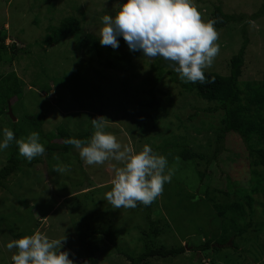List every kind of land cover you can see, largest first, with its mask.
<instances>
[{
  "label": "rangeland",
  "instance_id": "374dc122",
  "mask_svg": "<svg viewBox=\"0 0 264 264\" xmlns=\"http://www.w3.org/2000/svg\"><path fill=\"white\" fill-rule=\"evenodd\" d=\"M218 1L195 0L204 22L212 12V4L220 2L224 14L250 17L262 2ZM122 2L0 0V26L6 24L5 46L13 44L11 38H15V46L21 50L10 65L5 63L8 54L3 56L4 64H0V74L14 73L23 86V97L11 111L15 122L26 114H45L43 134L54 133L63 125L74 135L84 129L92 117L104 116L108 119L105 131L114 133L122 145L136 151L150 142L159 145L170 136L180 142L184 140L196 153L211 154L212 133L208 130L214 125L217 114L206 112L207 104L183 94L168 75H164L162 82L154 88V91L161 92L155 93L157 118L145 121V128L136 123L138 116L152 112L145 110L143 105L149 99L146 78L153 75L146 62L150 63L153 58L143 56L141 60L133 61L130 71L117 72L105 65V55L98 56L94 52L87 55L84 49L74 46V41L42 49L43 39L48 34L46 28L57 27L66 17L75 18L85 33L99 39L102 16L105 13L115 15ZM239 28L237 24H229L218 32L216 43L220 51L205 72L227 74V62L241 45ZM245 33L249 42L241 80H260L264 68V16L248 21ZM6 125V119H0V129ZM25 130L30 131L27 126ZM73 151L67 171L51 173L49 166L54 170L57 168L55 164L39 156V164L12 178L8 183L12 187L10 192L0 191V264H12L11 256L16 250L9 251L5 246L7 242L18 239L15 235L23 237L36 230L49 238L65 237L61 251L68 250L74 264H83L81 262L87 255L95 256L101 264H107L110 259L116 262L114 259L119 257L111 249L112 242L129 252L141 248L138 242L140 229L146 227L145 217L142 220L144 212L136 208L114 209L104 198L111 189L112 165L116 162L89 166L80 159L78 150L74 148ZM6 152L7 149L0 151V166L5 162ZM244 158L241 147L228 146L208 169L204 168L203 162L198 163V171L206 175L202 183L191 163L175 160L168 166L173 172L172 179L164 184L162 193L151 204L150 220L158 221V229L165 232L155 240L156 243L169 248L181 244L187 246V251L173 261L153 264H264V235L261 233H251L239 239L237 250L224 245L217 251L194 255L188 247L199 246L218 233L214 221L220 212L214 210L210 199L214 198L215 203L223 205L233 204L236 200L229 201L223 195L225 190L232 194L248 186ZM59 159L62 163L58 167L64 166L63 158L54 162ZM223 171L230 172L236 181L227 184L220 177ZM21 186L25 189H20ZM207 189L210 190L208 197L204 195ZM85 195L88 198L84 200L82 196ZM76 197L81 202L79 207L73 205ZM254 199V216L260 220L261 195H254ZM94 231L111 234L109 237L106 233L93 234ZM226 245L229 246V242Z\"/></svg>",
  "mask_w": 264,
  "mask_h": 264
},
{
  "label": "trees",
  "instance_id": "16d2710c",
  "mask_svg": "<svg viewBox=\"0 0 264 264\" xmlns=\"http://www.w3.org/2000/svg\"><path fill=\"white\" fill-rule=\"evenodd\" d=\"M211 9L212 12L207 20L212 18L217 20V24L215 25L217 32L229 24H237L240 26V33L238 35L241 39V45L238 51L227 62V74L222 75L220 73L205 72L206 78L210 77L212 82L203 84L199 81L196 83L184 82L179 79L178 74L169 66L171 62L165 61L159 56L153 58V61L150 63L146 62V65H148L153 75L150 78H146L149 85L146 93L149 99H146L148 103L146 102L143 105L145 110H152V112L146 116H138L136 120V123L141 126L140 128H145L147 120L152 121L157 118L158 102L155 99V93L160 94L161 92L158 90L154 91V88L162 82L164 75H168L170 76V81L180 87L183 94L191 95L207 104L206 112L217 114V117L213 120L214 125L208 130L209 133H212L211 154L204 155L196 153L188 147L184 140L180 142L170 136L164 138L162 142L160 141L159 145H154L150 142L149 145L155 152L167 157L168 166L175 162V160L188 164L191 163L195 168L194 172L199 182L202 183L206 175L198 171V163L203 162L204 168L208 169L220 154L227 151L228 146L241 147V151L245 155L244 168L246 167V183L249 182L248 186H246V189L232 193L233 195L230 194L231 192H227V189L224 194L215 190L218 194L222 193L229 201H232V199L236 201H233L235 202L233 204L223 205L217 202L215 203L214 198L210 199L209 203L211 205L214 204V210L220 212V214H216L218 218L214 221L218 233L217 235L213 234L210 239H207L199 246L188 245L192 249L190 251L191 254L194 255L209 250L217 251L224 245L230 249L237 250V241L245 235L251 233H261L264 235V68L260 80H241L246 47L249 42L245 33V26L248 21L252 22L264 16V0L258 6L257 12L250 17L224 14L220 2L217 5L212 4ZM5 25L0 26V64H4V60H2L4 58L3 56L8 54V60L5 63L10 65L17 58L16 55L18 56L21 50L15 46V38H11L13 39V44L5 46V41L7 40ZM46 31L48 34L43 39L44 45L42 49L48 48L50 45L55 48L65 42L74 41V46L78 49H84L87 55L93 52L98 56L100 54L105 55V65L117 72L130 71L133 68V61L141 60L144 56L138 51L130 52L122 37L118 38L119 47L115 50L111 46H102L99 43V39L92 34L85 33L79 21L73 17L64 18L57 27L48 26ZM41 68L46 72L45 68ZM18 80L14 73L10 72L6 75L0 74V119H6L7 125L5 127L12 129L17 139L26 137L32 131L39 132L41 142L45 145L46 149L45 153L41 156L50 160V162L52 161L55 167H58L62 163L61 159L57 163L54 162L55 159L63 158L64 166L68 167L71 164L70 157L72 159L71 153L74 152V147L65 144L64 140L68 137L83 140L89 139L94 131L91 126V121L84 129L79 130L74 135H71V132L63 125L58 126L54 133L43 134L42 129L45 124V114H26L15 123L12 122V119L7 114L8 107L11 111L13 109L15 110V103L20 102L23 97V86ZM32 84L35 85V83ZM26 126L30 129L29 132L25 130ZM6 153V158H4L5 162L0 166V191L10 192L12 187L8 183L12 178H15L17 173H21L25 169L29 170L34 168L41 161L38 158L39 156L35 157L31 162H28L24 157L20 156L15 141L9 145ZM49 167L51 173H54L55 171L51 169V166ZM223 173L224 176L220 174V177L224 178L227 184L235 180L230 172L223 171ZM20 189L24 190L25 187L21 186ZM209 191L208 189L204 191L206 197L209 196ZM254 195H261L262 198L259 212L260 220L255 219L254 216L253 206L256 202ZM78 198H73L75 200L73 205L76 207H79L81 203L78 201ZM82 198L85 200V198H88V195L82 196ZM151 204L144 206L137 202L136 209L144 212L142 220L145 217V223H143L146 226L140 229L141 238L138 243L141 244V248L135 252L121 250L109 238L110 242H112L111 249L119 258L114 259L116 262L110 259L107 264L163 263L170 259L173 261L186 254L187 246L176 244L169 248V246L155 242L165 232L162 228L158 229V221L150 220ZM168 232H170L169 229ZM95 233L106 232L94 231L93 234ZM106 234L110 237L111 233L107 232ZM21 237V235H15V238ZM228 242L230 244L229 246L226 245ZM81 263L101 264L92 255H87L84 258V262L82 261Z\"/></svg>",
  "mask_w": 264,
  "mask_h": 264
},
{
  "label": "clouds",
  "instance_id": "9594fccd",
  "mask_svg": "<svg viewBox=\"0 0 264 264\" xmlns=\"http://www.w3.org/2000/svg\"><path fill=\"white\" fill-rule=\"evenodd\" d=\"M99 43L102 46L119 47L120 37L130 52H140L147 58L162 57L184 82L210 83L205 69L210 68L220 47L216 43L219 34L215 28L217 20H202L195 0H123L115 15L105 13L101 18ZM93 134L87 140L68 137L64 140L78 150L86 165H112L114 177L111 189L104 194L114 209L137 207V202L150 205L170 183L173 172L168 159L145 144L136 151L122 145L116 135L105 131L108 119L98 116L90 119ZM15 141L18 153L28 162L45 153L39 132L32 131L17 139L14 131L0 129V151ZM60 166L54 171H67ZM66 238H49L40 230L31 235L10 240L6 243L12 264H74L69 251H61Z\"/></svg>",
  "mask_w": 264,
  "mask_h": 264
},
{
  "label": "water",
  "instance_id": "95a60500",
  "mask_svg": "<svg viewBox=\"0 0 264 264\" xmlns=\"http://www.w3.org/2000/svg\"><path fill=\"white\" fill-rule=\"evenodd\" d=\"M7 114L12 119V122H15V119L13 118V116L11 114V109L9 107H8V110H7Z\"/></svg>",
  "mask_w": 264,
  "mask_h": 264
},
{
  "label": "bare ground",
  "instance_id": "6f19581e",
  "mask_svg": "<svg viewBox=\"0 0 264 264\" xmlns=\"http://www.w3.org/2000/svg\"><path fill=\"white\" fill-rule=\"evenodd\" d=\"M148 237V236H147Z\"/></svg>",
  "mask_w": 264,
  "mask_h": 264
}]
</instances>
